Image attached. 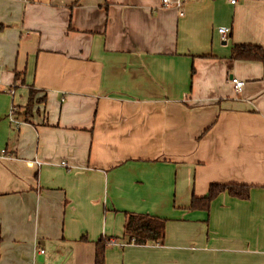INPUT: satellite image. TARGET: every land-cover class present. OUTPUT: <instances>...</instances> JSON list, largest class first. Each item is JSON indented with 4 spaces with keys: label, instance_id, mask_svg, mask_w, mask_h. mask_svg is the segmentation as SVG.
I'll return each instance as SVG.
<instances>
[{
    "label": "crops",
    "instance_id": "0c3cea01",
    "mask_svg": "<svg viewBox=\"0 0 264 264\" xmlns=\"http://www.w3.org/2000/svg\"><path fill=\"white\" fill-rule=\"evenodd\" d=\"M171 1L0 0V264H264V0Z\"/></svg>",
    "mask_w": 264,
    "mask_h": 264
},
{
    "label": "trees",
    "instance_id": "16d2710c",
    "mask_svg": "<svg viewBox=\"0 0 264 264\" xmlns=\"http://www.w3.org/2000/svg\"><path fill=\"white\" fill-rule=\"evenodd\" d=\"M231 57L236 60H254L264 62V49L258 45L235 44ZM30 102L26 114L32 111ZM227 191L232 196L247 199L250 196L251 186L244 184H220L210 185L209 193L205 197H193L192 209H209L211 202L222 192ZM166 220L151 215L127 214L125 235L130 242L146 244L150 241L162 242L165 236ZM106 240L101 239L96 243L95 264H105Z\"/></svg>",
    "mask_w": 264,
    "mask_h": 264
},
{
    "label": "built area",
    "instance_id": "2783aa9c",
    "mask_svg": "<svg viewBox=\"0 0 264 264\" xmlns=\"http://www.w3.org/2000/svg\"><path fill=\"white\" fill-rule=\"evenodd\" d=\"M228 1L231 4H236L239 0H228ZM171 4H172V1L171 0H163L162 6L163 7H168ZM177 5L180 6L181 3L178 2ZM219 32L222 35L223 39H227L228 38V35H229V29L228 28L221 27V28H219ZM231 82L233 83L234 88H235L236 91H240L243 88V86L245 85V82L243 80H240V79H237V78H234V77L231 78ZM12 92H13V90H12ZM37 162L38 163H41L39 161H37ZM61 164L66 165L65 162H62ZM110 242L113 243V244H115L116 243V240H110ZM40 251L42 253L45 252L44 249H41Z\"/></svg>",
    "mask_w": 264,
    "mask_h": 264
}]
</instances>
